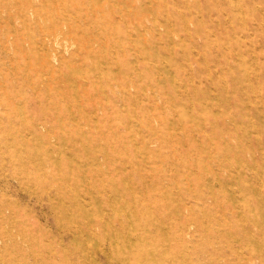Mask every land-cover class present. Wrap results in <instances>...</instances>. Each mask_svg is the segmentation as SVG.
Masks as SVG:
<instances>
[{"label":"rangeland","instance_id":"obj_1","mask_svg":"<svg viewBox=\"0 0 264 264\" xmlns=\"http://www.w3.org/2000/svg\"><path fill=\"white\" fill-rule=\"evenodd\" d=\"M41 192L76 203L87 264H264V0H0V226L55 238Z\"/></svg>","mask_w":264,"mask_h":264},{"label":"bare ground","instance_id":"obj_2","mask_svg":"<svg viewBox=\"0 0 264 264\" xmlns=\"http://www.w3.org/2000/svg\"><path fill=\"white\" fill-rule=\"evenodd\" d=\"M165 1H167V0H165ZM166 4H167V2H166ZM237 5L240 6V3ZM30 6L32 7V9L35 8V6L33 4H31ZM39 7H41V6H39ZM166 9H167V7H166ZM68 24L70 25V23H68ZM57 26H59V25H57ZM47 30L49 32L47 31L48 33L45 34V38L46 37H52L53 32L50 31L49 29H47ZM130 32L131 31H129L128 33H130ZM63 34L66 36L68 34V32L64 31ZM80 37H83V36H80ZM149 45H150V43H149ZM201 53H202V51H201ZM61 59L63 60V57ZM90 62H92V61H90ZM71 74L72 75L76 74V77L79 78L77 80H84V83L88 81V80H86V78L89 77V73L83 72L81 74H77V73L73 72ZM111 75L112 74L107 76L104 82H100V83H96V84L93 82L94 90L97 91L100 94V96L106 97L107 105L109 104L110 108L113 107V102L124 101L125 100V93L128 92L127 86L124 85V83L127 82V77L123 76L121 69L119 70L118 74H113L112 76ZM114 80H116L115 85L113 84ZM249 82H251V81H249ZM116 87H118V88H116ZM89 88H87L84 91L85 94H88V97L90 95L88 93ZM74 93L75 94L73 97V101L76 105L74 107L76 108V112L79 113L84 108L81 106V101H83V99L80 96L78 90H76V88L74 89ZM1 95H2V93H1ZM87 99H88V103H89V98H87ZM119 105H121V104H119ZM66 112H67L66 114L71 113L68 111H66ZM117 113H119V112H116L114 115H117ZM87 115H88V113H87ZM94 117H95V115H94ZM36 123L37 124L33 125V129H35V130H37V127L40 124H41V126L45 125L43 122H40L39 119H38V121H36ZM59 125H60V127L63 126V124L61 123L60 120H59ZM148 125L149 126L151 125L150 121H148ZM99 140H102V138L99 137ZM106 140H109V139L107 138ZM59 141L63 144H65V142H72L73 141L71 144L72 147L79 148L81 146V144L84 143L85 139L81 138V142L79 141V143L77 144L76 139H71V138H67L66 136H61V138H59ZM88 143H91V141L88 140ZM101 147L102 148L98 147L99 152L97 153L95 151L96 146L91 145V144H89L88 147H86V145L84 146V150L86 149V152H88L89 160H91L92 158L99 157L100 155H103L104 153L107 154V156H108V154H109L108 147H103V146H101ZM31 158H32V156H31ZM67 159L69 160V162H71V160L69 158H67ZM52 160L54 161V164H56L58 162L57 159H52ZM219 160H220V158H219ZM224 164H229V163H224ZM129 166H131V165H129ZM133 168H134V166H133ZM203 169L206 170L204 167H203ZM81 171H83V170H81ZM36 174L37 173H35V172L33 173V175L35 177V179H34L35 181L37 178H39V177L35 176ZM204 184H206V183H204ZM216 190H217V187H216ZM43 193L44 192L36 193V194L35 193L34 194L27 193L28 196L26 198H28L29 201L33 202L34 209H35V212L32 213L33 215H31V216L34 218L35 224L39 223L40 218L45 219L46 223L51 228L54 229V232H56L55 235H57V236H55V238H53V239L49 238L48 240L45 238L41 239V238L36 237L35 233L33 232V230L30 227L25 226V227H21L23 230V233L20 230L18 231V233L21 235V238L18 239L14 232H11V231L8 232V231H6V229L4 230L0 226V264H87L85 260L90 255L88 253L89 251H87V249L83 245L84 235L82 233V231H83L82 230L83 229L82 224H81L82 218H81V212L79 211L76 203L72 200V198L69 199L65 194H62V198H61V197H59V194H56V195L48 194L47 196H45ZM8 209H10V211H12V209L9 206H8ZM27 215L28 214H26V217H24V220L28 217ZM24 220L18 219L17 224L24 222ZM128 221H129L128 219L122 217L120 219L121 226H123V228H126L127 226L130 227ZM3 222H10L11 223L12 220H11V217H9V216L7 217L5 208H0V223H3ZM16 227H18V226H16ZM184 231H185V234L188 233L187 230H184ZM184 231L179 232V234H180L179 236H181L182 238L184 237ZM261 233H263V232H261ZM147 237H148V235L144 232L139 237V239H140V241H143V240H146ZM110 239L113 243H119L120 241H122L125 244H130V245L135 244L131 237H127L126 235L120 236L117 233H113L112 236H110ZM111 241H110V243H111ZM235 251L236 250H234L233 252L235 253ZM122 256H123V254H122ZM127 257H128V255L126 254V256H125V253H124V256H123L124 259H122V260H125Z\"/></svg>","mask_w":264,"mask_h":264}]
</instances>
